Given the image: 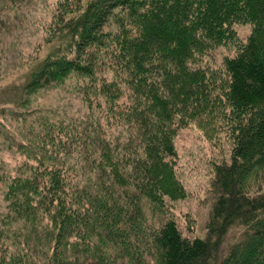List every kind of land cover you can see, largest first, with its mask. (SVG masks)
<instances>
[{
	"label": "trees",
	"instance_id": "obj_1",
	"mask_svg": "<svg viewBox=\"0 0 264 264\" xmlns=\"http://www.w3.org/2000/svg\"><path fill=\"white\" fill-rule=\"evenodd\" d=\"M241 22L251 31L235 53L200 66ZM44 30L48 50L22 89L77 74L89 113L7 141L26 159L5 176L0 264H264V0H56ZM99 111L130 144L112 141ZM197 119L229 140L204 236L160 216L184 195L173 136Z\"/></svg>",
	"mask_w": 264,
	"mask_h": 264
},
{
	"label": "rangeland",
	"instance_id": "obj_2",
	"mask_svg": "<svg viewBox=\"0 0 264 264\" xmlns=\"http://www.w3.org/2000/svg\"><path fill=\"white\" fill-rule=\"evenodd\" d=\"M55 2L0 0V214L8 209L4 198L5 176L14 173V168L26 159L14 144L7 141L25 140V137L31 136L26 133L28 129L40 132L44 120L67 123L85 119L89 113L82 96V77L77 74L69 73L28 91L22 89L27 74L48 50L44 26L50 21ZM113 27V18L110 17L105 28ZM232 27L237 40L213 47L202 57L200 66H222L224 58L233 55L238 44L245 41L251 31L248 22L234 23ZM101 68L96 72L97 76L108 80L114 78L111 69ZM98 115L114 143L120 146L131 143L128 130L116 118L109 120L103 111H99ZM93 116L96 114L93 113ZM217 125V122L208 120H192L179 126L173 136L175 175L183 186L184 195L173 200L166 199L160 216H171L186 235H205L212 201L210 179L213 163L227 159L229 155L228 136L224 130H218ZM238 232L234 228L230 230L226 243L232 241Z\"/></svg>",
	"mask_w": 264,
	"mask_h": 264
}]
</instances>
